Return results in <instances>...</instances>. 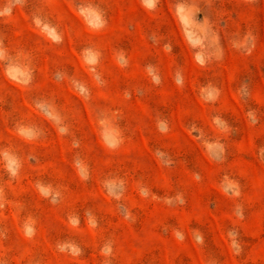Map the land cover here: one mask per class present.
Returning a JSON list of instances; mask_svg holds the SVG:
<instances>
[{
  "label": "rangeland",
  "instance_id": "374dc122",
  "mask_svg": "<svg viewBox=\"0 0 264 264\" xmlns=\"http://www.w3.org/2000/svg\"><path fill=\"white\" fill-rule=\"evenodd\" d=\"M0 264H264V0H0Z\"/></svg>",
  "mask_w": 264,
  "mask_h": 264
}]
</instances>
